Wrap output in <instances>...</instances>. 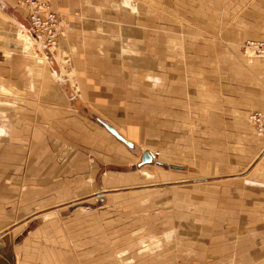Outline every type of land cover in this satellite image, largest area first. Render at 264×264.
Instances as JSON below:
<instances>
[{"label":"rangeland","instance_id":"1","mask_svg":"<svg viewBox=\"0 0 264 264\" xmlns=\"http://www.w3.org/2000/svg\"><path fill=\"white\" fill-rule=\"evenodd\" d=\"M49 1L54 48L0 0V236L40 227L84 264H264V60L243 46L264 0Z\"/></svg>","mask_w":264,"mask_h":264},{"label":"crops","instance_id":"2","mask_svg":"<svg viewBox=\"0 0 264 264\" xmlns=\"http://www.w3.org/2000/svg\"><path fill=\"white\" fill-rule=\"evenodd\" d=\"M5 5H8L7 0H1ZM23 14L27 19V11L22 7ZM241 94L244 93V89L241 88ZM255 93L257 99L251 100L254 107L258 108L264 106V101H261L259 96L264 97V89H258L251 91ZM247 93V91H246ZM247 108V106H244ZM243 107V108H244ZM101 189V188H100ZM30 221L25 222L28 224ZM39 226V225H38ZM40 227L25 228L23 232V239L16 242L12 238V231H8L0 236V264H17L18 259H21V264H84L83 260H79L77 253H73V249L76 250L74 244L65 240L59 245L58 248L52 247L47 243L34 242L39 235ZM39 240V239H38ZM72 241V240H71ZM18 244V245H17ZM28 248V249H27Z\"/></svg>","mask_w":264,"mask_h":264},{"label":"built area","instance_id":"3","mask_svg":"<svg viewBox=\"0 0 264 264\" xmlns=\"http://www.w3.org/2000/svg\"><path fill=\"white\" fill-rule=\"evenodd\" d=\"M18 5L27 11V19L44 46L54 48L58 44L59 13L52 8L49 0H18ZM244 48L254 57L264 60V40H248ZM249 123L258 133H264V110L251 111L247 116Z\"/></svg>","mask_w":264,"mask_h":264},{"label":"bare ground","instance_id":"4","mask_svg":"<svg viewBox=\"0 0 264 264\" xmlns=\"http://www.w3.org/2000/svg\"><path fill=\"white\" fill-rule=\"evenodd\" d=\"M20 39H21V43H22V45H24V48L26 49V50H28L29 51V53H32L33 51V45L32 44H34V40L31 38V36H25V35H23V36H20L19 37ZM17 41V40H16ZM20 45V44H19ZM31 56V55H30ZM2 85L0 84V87H1ZM5 90V89H4ZM7 91V90H6ZM0 132H2L3 133V131H0Z\"/></svg>","mask_w":264,"mask_h":264},{"label":"water","instance_id":"5","mask_svg":"<svg viewBox=\"0 0 264 264\" xmlns=\"http://www.w3.org/2000/svg\"><path fill=\"white\" fill-rule=\"evenodd\" d=\"M109 128L113 131V133L118 137V139H121L126 145H129L130 147H132L133 144H131L129 141H127L126 139H124L121 135H119L116 131H114L111 126H109ZM150 154L148 152L143 153L142 155V159H144L145 161L150 159Z\"/></svg>","mask_w":264,"mask_h":264}]
</instances>
